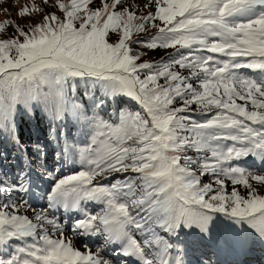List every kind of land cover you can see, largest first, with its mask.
<instances>
[{
  "label": "snow or ice",
  "instance_id": "1",
  "mask_svg": "<svg viewBox=\"0 0 264 264\" xmlns=\"http://www.w3.org/2000/svg\"><path fill=\"white\" fill-rule=\"evenodd\" d=\"M36 13L0 23L14 29L0 38V248L17 244L0 264H222L264 244V174L242 166L264 164V0H32L18 15ZM133 45L173 51L142 60ZM32 122L42 134L25 138ZM60 210L111 254L81 250Z\"/></svg>",
  "mask_w": 264,
  "mask_h": 264
},
{
  "label": "rangeland",
  "instance_id": "2",
  "mask_svg": "<svg viewBox=\"0 0 264 264\" xmlns=\"http://www.w3.org/2000/svg\"><path fill=\"white\" fill-rule=\"evenodd\" d=\"M148 3V0H126V6L127 4H139L141 6V9H143V6ZM23 6H21V3L15 2L11 4V0H3L2 3H0V9H8V12H4L0 10V21L5 18V17H10V18H15L17 19V23H23L24 21H29V20H35L36 22L40 19V16L36 13L33 14L30 17H21L17 13L20 11V9ZM154 7L147 9V11L153 10ZM16 14V15H15ZM140 14V13H138ZM8 30H14L13 28H7L5 32H8L10 34V31ZM3 32V33H5ZM3 33H0L3 34ZM243 74L251 76L253 78L259 79V74L258 72L248 70V69H243L241 70ZM248 162L245 165H242L246 168H249L250 170L256 172L257 174H264V164H261V162L256 159V158H247ZM9 171L12 169L9 168ZM75 170H82L81 166L79 163H76L75 165L69 163V165L64 169L66 174H70L72 171ZM40 184V189H35L33 193L26 198L29 200V203L39 210L40 208L46 206V200L43 198L44 193L41 191V189L47 188V184L43 180L39 181ZM227 187L228 188H233L234 186L231 184L230 181L227 182ZM257 186V185H254ZM241 194L247 195L248 190L245 189L242 185H236L235 186ZM260 190V194H264V187L257 186ZM14 197L17 196L16 193L12 194ZM22 195V194H21ZM88 209L90 212H98L100 210V205L96 204H89ZM21 214H27L29 216L34 215L31 211L27 213H21ZM55 215L62 220L65 224V232L64 235L72 238L74 242L77 244L78 247L83 249V245L87 244L93 251H96L98 248L103 250L104 252H107L109 255L111 254V248H108L107 246L104 245L102 238H97V237H89L88 239L86 237H80L78 235H75L71 230H70V225L72 223L71 220L68 219L69 215H73V218L75 217V214H70V213H65L63 210L57 211ZM87 239V240H86ZM93 241V244H92ZM260 244L261 246H259ZM17 247V244H12L11 247L7 249L0 248V255L7 256L9 255L14 249ZM250 249L254 251V255L251 256V250H249L247 253L249 255V258L254 260L256 263L254 264H264V244H261V242L258 239H253L250 242Z\"/></svg>",
  "mask_w": 264,
  "mask_h": 264
},
{
  "label": "trees",
  "instance_id": "3",
  "mask_svg": "<svg viewBox=\"0 0 264 264\" xmlns=\"http://www.w3.org/2000/svg\"><path fill=\"white\" fill-rule=\"evenodd\" d=\"M14 1L21 3V6L31 5V3H32V0H11V4H13ZM36 2L38 4H40L42 2V0H36ZM97 6H98V0H97ZM50 10H55V9H50ZM151 11H154V9L151 10ZM37 14L40 16V19L37 22H40L42 20L43 14L42 13H37ZM5 20H15L17 22V19H15L14 17L13 18L5 17V18H3L0 21V23L4 22ZM20 22H19V24L21 26H24V27H26V26H28L30 24L37 23L35 20L24 21L23 23H20ZM9 28H11V27H9ZM8 31H10V34L8 32H5V33H3V34L0 35V38H11V36L14 34V30H8ZM154 32H155V30L149 27L148 32L147 33H142L141 36H150ZM133 47H134V50H136V51L146 52L147 54L142 57V60H150V61H159L162 56L166 57L168 53H170V52L173 51L172 49L151 51V50H147L145 48H142L140 45H133ZM43 127H44L43 124H41L40 125V128L42 129ZM73 131L75 132V135L77 137V141L78 142L79 141H83L82 143H79V146L80 147H83L85 145V143H87V138H85L84 136H82L80 132H76L75 129ZM23 132H24L25 138H27L28 135H31L33 138H36L37 136H40L42 134L38 130L37 125H36L35 122H32L30 124H26L24 126V128H23ZM227 143H230V142H227ZM203 182L208 183V182H211V181L209 180L208 177H205L204 180H203ZM231 190H232V188H228L227 187V191L228 192H230Z\"/></svg>",
  "mask_w": 264,
  "mask_h": 264
},
{
  "label": "bare ground",
  "instance_id": "4",
  "mask_svg": "<svg viewBox=\"0 0 264 264\" xmlns=\"http://www.w3.org/2000/svg\"><path fill=\"white\" fill-rule=\"evenodd\" d=\"M85 237H86L87 239L89 238L88 236H85ZM87 239H86V240H87ZM92 244H93V241H92Z\"/></svg>",
  "mask_w": 264,
  "mask_h": 264
}]
</instances>
